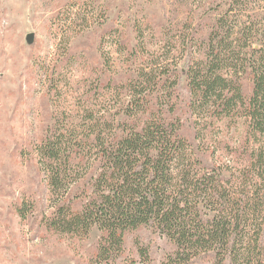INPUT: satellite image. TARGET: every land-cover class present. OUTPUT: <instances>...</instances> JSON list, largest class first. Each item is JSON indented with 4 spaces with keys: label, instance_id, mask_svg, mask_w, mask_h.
Instances as JSON below:
<instances>
[{
    "label": "trees",
    "instance_id": "obj_1",
    "mask_svg": "<svg viewBox=\"0 0 264 264\" xmlns=\"http://www.w3.org/2000/svg\"><path fill=\"white\" fill-rule=\"evenodd\" d=\"M251 2L228 0L204 39L201 25L184 24L141 64L142 23L134 47L118 27L102 34L130 62L127 77L88 88L81 113L53 115L33 148L50 193L47 230L83 239L97 226L91 263L127 258L130 238L150 229L171 245L160 264H264V18ZM71 45L60 39L66 56L48 72L71 71ZM99 88L121 98L116 111L93 103Z\"/></svg>",
    "mask_w": 264,
    "mask_h": 264
},
{
    "label": "rangeland",
    "instance_id": "obj_2",
    "mask_svg": "<svg viewBox=\"0 0 264 264\" xmlns=\"http://www.w3.org/2000/svg\"><path fill=\"white\" fill-rule=\"evenodd\" d=\"M227 3L0 0V264H93L90 259L101 236L97 226L83 239L47 230L44 221L52 212L50 193L33 148L52 125L53 115L81 113L89 103L85 94L88 88H96L97 83L102 85L109 78L119 82L127 77L130 62L111 41L101 42L104 31L118 27L125 41L134 47L135 25L142 23L147 46L140 52L144 56L137 59L141 64L161 45L172 47L184 24L191 30L201 25V37L207 38L209 22L225 11ZM250 5L264 18V0H252ZM64 37L71 38V51L77 61L71 71L51 74L48 65L59 64L66 56L58 49ZM103 45L108 57L102 55ZM177 68L182 89L186 74L179 59ZM96 93L93 103L97 100L95 103L111 111L121 105L115 91L105 92V99L101 89ZM233 132L225 130L221 137L229 141ZM137 238L128 241L129 256L115 264H160L171 248L165 237L150 229L139 231ZM137 243L149 248L148 262H143Z\"/></svg>",
    "mask_w": 264,
    "mask_h": 264
}]
</instances>
